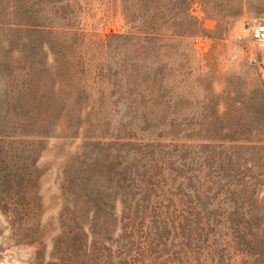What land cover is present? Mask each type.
<instances>
[{
    "label": "rangeland",
    "instance_id": "rangeland-1",
    "mask_svg": "<svg viewBox=\"0 0 264 264\" xmlns=\"http://www.w3.org/2000/svg\"><path fill=\"white\" fill-rule=\"evenodd\" d=\"M256 21L264 0H0V264H264V235L239 240L219 225L193 241L181 228L104 231L69 188L89 140L152 163L204 142L170 122L200 137L209 122L264 135ZM142 120L172 134L143 132ZM243 157L264 196V148ZM164 203L151 199L145 224L152 210L172 219L184 208ZM92 241L103 245L97 260L86 256Z\"/></svg>",
    "mask_w": 264,
    "mask_h": 264
},
{
    "label": "trees",
    "instance_id": "trees-1",
    "mask_svg": "<svg viewBox=\"0 0 264 264\" xmlns=\"http://www.w3.org/2000/svg\"><path fill=\"white\" fill-rule=\"evenodd\" d=\"M162 123L142 120L143 132L161 130L163 134H172L165 132ZM169 124L173 131L182 132L187 138H202L198 140L204 142L196 143V150L189 149L190 144L185 143L188 148L177 151L174 161L139 163V159L129 162L117 152L108 151L112 139L89 140L93 150L84 162L78 159L79 167L69 178V188L78 199L77 206L80 203L92 214V217L89 213L87 215L93 223L106 224L104 231H109L117 222L122 231H127L128 238L143 231L144 227L151 228L162 238L163 230L181 228L187 239L193 241L192 234L199 238L206 231H214L218 225L236 234L239 240L253 234L264 235V196H261L262 190L256 188L262 173H255V165L250 167L252 161L243 157L252 150L264 148V135L252 134V130L260 127L242 125L226 130L209 122L203 131L206 133H201L200 137L198 131L193 130L192 123H188V129L185 123ZM124 143L114 140L111 148ZM164 192L168 194L166 198ZM151 199L157 203V208L160 205L165 207V201L177 202L184 208L172 215L174 220L168 218L169 212L152 210L156 219L145 224ZM118 205L120 216L115 213ZM125 218L129 219L128 223L124 222ZM135 227L136 230H132ZM95 230L91 229V232L96 233ZM155 240L161 242L158 238ZM102 247L101 242L92 241V249L86 256L97 260Z\"/></svg>",
    "mask_w": 264,
    "mask_h": 264
},
{
    "label": "built area",
    "instance_id": "built-area-1",
    "mask_svg": "<svg viewBox=\"0 0 264 264\" xmlns=\"http://www.w3.org/2000/svg\"><path fill=\"white\" fill-rule=\"evenodd\" d=\"M250 40L264 48V21H256L248 25Z\"/></svg>",
    "mask_w": 264,
    "mask_h": 264
}]
</instances>
